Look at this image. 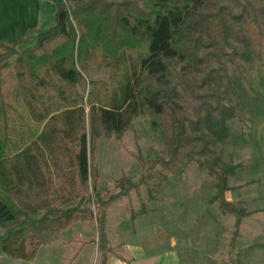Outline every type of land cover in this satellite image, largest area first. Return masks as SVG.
Wrapping results in <instances>:
<instances>
[{
    "label": "trees",
    "instance_id": "obj_1",
    "mask_svg": "<svg viewBox=\"0 0 264 264\" xmlns=\"http://www.w3.org/2000/svg\"><path fill=\"white\" fill-rule=\"evenodd\" d=\"M51 1V29L0 41V257L27 262L80 222L94 221L98 237L80 241L72 261L89 244L105 249L108 210L139 188L123 176L117 193L99 190L97 126L119 140L148 116L169 134L171 156L150 167L163 164L170 176L185 158L204 168L196 158L215 153L237 116L220 87L248 52L231 41L264 45L260 0ZM95 67L108 69V80L89 85ZM222 168L208 169L216 200L243 217L225 199L234 168Z\"/></svg>",
    "mask_w": 264,
    "mask_h": 264
},
{
    "label": "rangeland",
    "instance_id": "obj_2",
    "mask_svg": "<svg viewBox=\"0 0 264 264\" xmlns=\"http://www.w3.org/2000/svg\"><path fill=\"white\" fill-rule=\"evenodd\" d=\"M260 2L264 7V0ZM231 43L240 52H248V59H239L238 67L230 71L231 81L220 87L225 103L237 109V116L227 122V138L214 146L215 153L196 158L204 168L196 161L188 164L185 158L170 176L163 164L150 167L159 158L170 162L171 156L166 148L169 134L153 130L148 116L138 117L119 140L107 138L99 125V190L117 193V181L123 176L139 183L129 199L108 210L106 248L87 245L72 261L80 241L98 237L94 221L82 222L43 246L35 261L3 256L0 264H103L104 255L108 264H264V45L245 48L236 40ZM108 72L91 68L89 85L107 81ZM92 132L89 127L91 142ZM223 166L234 168L225 199L244 212L243 217L228 212V207L220 208L216 200L218 182L208 169L222 171Z\"/></svg>",
    "mask_w": 264,
    "mask_h": 264
},
{
    "label": "crops",
    "instance_id": "obj_3",
    "mask_svg": "<svg viewBox=\"0 0 264 264\" xmlns=\"http://www.w3.org/2000/svg\"><path fill=\"white\" fill-rule=\"evenodd\" d=\"M55 13L56 5L51 0H0V41L13 43L25 38L31 30L48 31L55 25Z\"/></svg>",
    "mask_w": 264,
    "mask_h": 264
}]
</instances>
